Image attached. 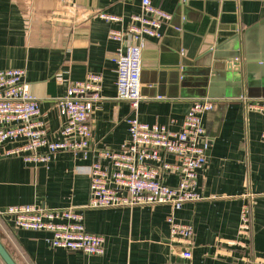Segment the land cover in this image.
I'll return each mask as SVG.
<instances>
[{
    "label": "crops",
    "instance_id": "0c3cea01",
    "mask_svg": "<svg viewBox=\"0 0 264 264\" xmlns=\"http://www.w3.org/2000/svg\"><path fill=\"white\" fill-rule=\"evenodd\" d=\"M151 2L171 20L159 38L144 43L145 99L133 111L116 99L113 58L120 43L108 32L126 31L131 16L141 12L140 0H0V70L24 71L49 140L62 139L64 118L56 100L87 75L102 77L86 156L60 151L46 164H27L19 155L0 158V211L18 205L82 210L85 231L103 238L104 253L51 248L49 234L18 230L0 217L2 242L17 264H264V114L248 107L264 105V0ZM98 13L121 21L106 22ZM237 54L240 58L230 59ZM235 61L239 71L222 67ZM203 98L215 106L202 118L209 147L197 179L199 201L178 211L169 205L86 208L96 153L116 150L128 139V118L177 132L192 102ZM165 160L174 162L170 156ZM163 179L170 187L177 183L170 174ZM169 217L192 227L190 240L171 241ZM181 249L191 258L183 259Z\"/></svg>",
    "mask_w": 264,
    "mask_h": 264
},
{
    "label": "built area",
    "instance_id": "2783aa9c",
    "mask_svg": "<svg viewBox=\"0 0 264 264\" xmlns=\"http://www.w3.org/2000/svg\"><path fill=\"white\" fill-rule=\"evenodd\" d=\"M141 12L133 15L126 31L110 30L108 38L120 43L113 62L116 67V99L127 102L136 111L145 99L141 93V55L146 39L159 38L161 28L171 16L140 0ZM109 23H119L120 17L98 13ZM24 71L0 70V158L21 156L27 164L48 163L60 151L73 155L91 148L89 124L95 104L101 100L102 77L90 74L83 81L72 83L64 97L56 100L64 121L61 140H49L41 120L38 99L24 82ZM215 101L203 98L192 102L179 131L172 132L160 125L149 126L136 117L127 119L128 139L116 150L97 151V161L89 175L88 209H120L169 205L180 210L184 204L201 199L196 192L199 172L206 162L209 139L202 118L211 112ZM249 109L264 114V105L251 103ZM264 141V133L261 135ZM22 140L20 147L5 148ZM174 158L173 163L165 160ZM165 174L177 178L175 186L163 184ZM249 197V196H248ZM248 205L241 210V223L248 222ZM1 218H9L18 230L49 234L47 244L54 249L78 252L88 256L104 253L101 236L85 231L83 211L75 209H45L35 205L10 206L0 211ZM171 241H188L193 236L190 225L167 219ZM179 255L190 259L188 250Z\"/></svg>",
    "mask_w": 264,
    "mask_h": 264
},
{
    "label": "water",
    "instance_id": "95a60500",
    "mask_svg": "<svg viewBox=\"0 0 264 264\" xmlns=\"http://www.w3.org/2000/svg\"><path fill=\"white\" fill-rule=\"evenodd\" d=\"M240 55H233L230 56V59H238ZM229 58V57H228ZM249 57L244 55L242 57L243 63H244V68L247 70L249 69V67L247 66L249 64L248 62ZM240 62L235 61V63H231L229 62L228 64L222 65V67L226 68L227 70H230L232 67H235L238 71L240 69ZM0 264H17V262L15 261V259L13 258L12 254L10 253V251L7 249V247L5 246V244L2 242V238L0 236Z\"/></svg>",
    "mask_w": 264,
    "mask_h": 264
}]
</instances>
